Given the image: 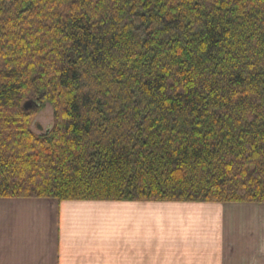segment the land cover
I'll list each match as a JSON object with an SVG mask.
<instances>
[{
    "label": "trees",
    "instance_id": "obj_1",
    "mask_svg": "<svg viewBox=\"0 0 264 264\" xmlns=\"http://www.w3.org/2000/svg\"><path fill=\"white\" fill-rule=\"evenodd\" d=\"M0 198L264 203V0H0Z\"/></svg>",
    "mask_w": 264,
    "mask_h": 264
},
{
    "label": "crops",
    "instance_id": "obj_2",
    "mask_svg": "<svg viewBox=\"0 0 264 264\" xmlns=\"http://www.w3.org/2000/svg\"><path fill=\"white\" fill-rule=\"evenodd\" d=\"M0 264H264V203L0 198Z\"/></svg>",
    "mask_w": 264,
    "mask_h": 264
},
{
    "label": "rangeland",
    "instance_id": "obj_3",
    "mask_svg": "<svg viewBox=\"0 0 264 264\" xmlns=\"http://www.w3.org/2000/svg\"><path fill=\"white\" fill-rule=\"evenodd\" d=\"M32 130L37 133H44L53 123V108L50 104H45L33 118Z\"/></svg>",
    "mask_w": 264,
    "mask_h": 264
},
{
    "label": "water",
    "instance_id": "obj_4",
    "mask_svg": "<svg viewBox=\"0 0 264 264\" xmlns=\"http://www.w3.org/2000/svg\"><path fill=\"white\" fill-rule=\"evenodd\" d=\"M29 106H30V103H27V104H26V107H29Z\"/></svg>",
    "mask_w": 264,
    "mask_h": 264
}]
</instances>
